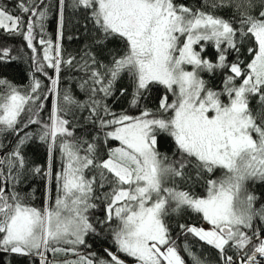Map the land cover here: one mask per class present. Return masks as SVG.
Returning <instances> with one entry per match:
<instances>
[{"label":"snow or ice","instance_id":"obj_1","mask_svg":"<svg viewBox=\"0 0 264 264\" xmlns=\"http://www.w3.org/2000/svg\"><path fill=\"white\" fill-rule=\"evenodd\" d=\"M58 5L55 44L44 36L51 3L16 0V14L0 5V30L26 41L35 72L54 73L46 91L35 73L24 92L0 78V136L15 137L10 148L0 140V264L4 256L31 264H207L172 236L168 219L185 211L208 227L181 224V233L211 246L219 264H264V194L250 190L264 185V0H203L199 6L72 0L93 24L101 54L110 41L123 45L109 50L107 62L90 51L81 57L87 78L79 87L87 102L61 92V67L76 58L62 56L66 0ZM208 46L215 59L205 55ZM11 51L0 44V63L17 59ZM244 51L247 60L240 58ZM202 73L219 74V87ZM125 74L134 107L153 88H164L155 111L117 115L103 102ZM50 96L45 121L41 112ZM85 110L84 121L97 129L87 138L78 134L76 115ZM31 125L35 132L26 131ZM162 137L173 142L172 157L160 151ZM33 140L46 146V166L29 167L24 149ZM192 170L203 181V196L177 183L192 179ZM29 174L45 181L42 208L31 203L34 190L20 187ZM101 205L97 217L93 210ZM105 232L112 247L103 249L104 257L81 251L90 247V235Z\"/></svg>","mask_w":264,"mask_h":264},{"label":"trees","instance_id":"obj_2","mask_svg":"<svg viewBox=\"0 0 264 264\" xmlns=\"http://www.w3.org/2000/svg\"><path fill=\"white\" fill-rule=\"evenodd\" d=\"M46 3H51L52 7L49 11L48 19L44 24V36L46 39H51L55 44L57 41V30L59 25V5L58 0H45ZM178 3H183L189 6H199L203 3V0H177ZM72 0H66V7L64 13V28L62 38L59 40L62 49V56L67 60L70 56L75 57L73 66L69 67L67 65H62L60 73V88L63 93L64 90H69L73 97L80 102H87L88 95L84 90L79 87L80 82L87 78L85 72L79 69L81 57L84 56L85 52H91L97 55L98 59L107 62L110 59L108 56L109 50H122L123 45L120 42L110 41L107 47L103 50L101 54L100 47L95 44L96 31L93 24L86 20L80 11L75 10L71 7ZM0 5L5 6L10 12L16 14L17 6L16 0H0ZM226 18L230 15L229 12L225 11L221 13ZM39 29H37V32ZM38 39L34 41L38 47V59L42 60L43 48L38 45ZM0 44L9 47L11 55L17 57L15 60H8L0 63V78H5L10 81L13 85L18 87L22 92L28 89V86L32 82L33 73H35L36 78L42 82V90L46 91L50 86L49 77L53 76L52 69H46L48 75L45 76L42 73L35 72V67L31 60L32 52L26 46V41L20 36H10L3 30H0ZM243 51V50H242ZM205 55L211 59H215V52L211 46L207 47ZM229 57V59H233ZM242 60L249 59L247 52L244 51L243 55L240 57ZM46 63V62H45ZM205 79H208L210 83L219 87L221 83V76L219 74L215 76H209L208 74H203ZM121 89L125 90V93L121 95ZM133 86L132 81L127 74L121 77L117 82L115 91L112 96L107 97L103 102L107 104L108 108L116 113L117 115L121 113H126L128 115L136 116L144 108H150L155 111L159 106L160 99L166 94L162 86H157L153 90L146 94V96L140 101L138 107H134L130 101L132 98ZM169 101L173 99L170 93ZM52 107V97L50 96L48 100L44 101V109L41 112V117L43 120L47 121L49 112ZM77 120L79 121L78 134L83 135L86 138L90 135H95L97 129L87 124L84 121V117L88 116V112L85 110L83 112L77 111ZM26 119V117H25ZM37 126L31 125L26 131L35 132ZM102 135V134H101ZM0 140H3L4 144L9 148L15 143L14 136H0ZM118 142H112L111 146H116ZM160 151L173 156V142L168 137H162L159 142ZM26 159L28 161L29 167L35 165L46 166L47 162V149L46 146L41 144L38 140H33L28 143L24 149ZM106 151V149H105ZM57 163L56 168L59 167V153L57 152ZM103 155V153H102ZM192 179L181 181L177 178V183L184 189L195 193L198 196L205 195V188L203 181H196L194 170L191 171ZM219 175V172H217ZM20 187L24 188L26 192H32L34 190V199L31 200L33 206L43 207L45 201V181L40 179V177H32L30 174L28 178L24 181ZM251 191H254L258 196L264 194V185L262 184H251ZM55 195V190L53 186V196ZM99 204V201H97ZM95 216H103V206L98 207L93 210ZM168 224L174 239H176L177 245L182 249L185 244H188L197 254H203V258L207 261V264H219L216 251L211 248V246L204 245L203 242H198L196 238L188 235L185 237L181 233L179 225H197L206 227L207 224L201 219L198 214L192 213L190 211H185L180 214H173L168 219ZM87 243L90 245L89 248H81V251L87 254V252H95L98 257H104L106 254L103 249L111 248L112 241L109 238L107 232L100 234L99 236L90 235L87 238ZM182 254H184L182 252ZM229 254H232L229 252ZM52 256L51 253H49ZM131 262V258H128ZM31 264L30 258L17 257V256H4L2 264ZM38 264V261H37Z\"/></svg>","mask_w":264,"mask_h":264},{"label":"rangeland","instance_id":"obj_3","mask_svg":"<svg viewBox=\"0 0 264 264\" xmlns=\"http://www.w3.org/2000/svg\"><path fill=\"white\" fill-rule=\"evenodd\" d=\"M207 227H208V225H207L205 228H207ZM52 258H53V257L49 255V259H52ZM56 259H58V260H63L64 257H63V256H58V257H56Z\"/></svg>","mask_w":264,"mask_h":264}]
</instances>
